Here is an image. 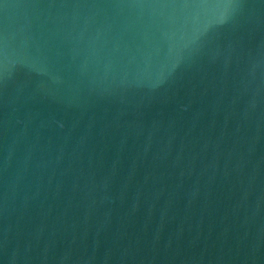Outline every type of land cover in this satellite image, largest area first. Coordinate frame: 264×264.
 Segmentation results:
<instances>
[{
  "label": "water",
  "instance_id": "water-1",
  "mask_svg": "<svg viewBox=\"0 0 264 264\" xmlns=\"http://www.w3.org/2000/svg\"><path fill=\"white\" fill-rule=\"evenodd\" d=\"M0 264H264V0H0Z\"/></svg>",
  "mask_w": 264,
  "mask_h": 264
}]
</instances>
